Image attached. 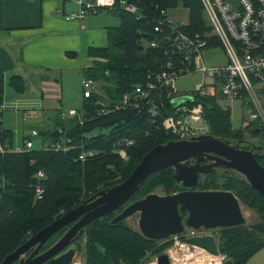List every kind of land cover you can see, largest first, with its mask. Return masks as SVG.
<instances>
[{
	"label": "trees",
	"instance_id": "1",
	"mask_svg": "<svg viewBox=\"0 0 264 264\" xmlns=\"http://www.w3.org/2000/svg\"><path fill=\"white\" fill-rule=\"evenodd\" d=\"M126 1L137 8L140 19L124 11H111L116 14L119 24L107 28V46L88 49V55L94 61L91 67L82 71V77L97 81L105 98L93 95L89 99H82L78 110L82 123L74 119L68 125L67 137L71 149L55 152L46 147L41 150L13 151L12 132L3 129L0 122V144L9 149L0 153V263L63 214L98 192L126 180L152 148L176 140L137 112L117 111L98 115L101 105L97 102L109 104L117 101L135 85L144 83L149 72L158 70L161 55L157 50L146 49L141 45L139 31L150 32L151 23L159 18L162 10L169 12L181 4L187 10V28L194 32L209 29L203 7L200 0ZM66 56L74 58L76 54L68 52ZM101 59L103 61H99ZM4 81V74L0 71V114L4 101ZM7 82L17 95L26 90L25 80L20 75H11ZM201 103L208 132L216 138L236 142L244 139L247 131L260 128L256 121L234 130L229 110L219 107L215 99L202 98ZM56 120L55 127L63 125L58 118ZM43 137L49 143L55 141L56 129L43 133ZM261 138L264 141V133ZM123 139L132 142L129 148L124 149L127 160L119 156V149H114ZM82 154L84 159L79 160ZM255 157L264 167V158L261 159L258 154ZM39 172L43 173L42 177L38 176ZM38 184L43 189L40 199L34 193ZM158 187L164 195L184 189L174 181L172 169L151 174L122 207L89 223L82 236L73 242L84 264H150L152 258L164 254L171 245L169 240H148L127 221L111 224L113 217L127 205L153 193ZM193 190L230 191L240 203L259 216L260 222L251 229L240 226L219 230V247L233 264H245L258 250L264 248V199L239 175L234 172L201 174ZM180 215L185 218L186 213L180 211ZM70 226L63 227L50 237L40 252L53 245Z\"/></svg>",
	"mask_w": 264,
	"mask_h": 264
},
{
	"label": "built area",
	"instance_id": "2",
	"mask_svg": "<svg viewBox=\"0 0 264 264\" xmlns=\"http://www.w3.org/2000/svg\"><path fill=\"white\" fill-rule=\"evenodd\" d=\"M73 2L77 5V11L64 14L66 20H81L103 11L115 10L140 19L137 8L126 0ZM200 2L209 28L207 30L190 31L187 23L176 22L162 10L159 18L151 23L150 32L139 31L141 45L160 53L159 68L149 72L144 83L135 85L117 101L109 104L98 101L101 105L98 115L117 111L137 112L176 140H185L209 134L203 116L202 98L215 99L219 107L223 101L228 100L239 102L241 107L247 106V114L241 117L242 128L258 121L264 133V0ZM214 50H220L225 61L210 64V53ZM197 73L201 75L202 81L194 91L181 93L176 89L177 80ZM93 95L104 97L100 84L83 78L82 99H89ZM79 113L78 110L57 113V118L63 125L57 126V139L49 143L48 149L55 152L71 149L67 137L68 125L74 119L82 123ZM38 134L37 131H32L26 137L24 150L32 148L29 138ZM131 145L129 139H123L114 149H119V156L127 160L124 149ZM6 150L9 149L0 144V153ZM19 151L21 150L17 152ZM83 159L84 154L79 156V160ZM38 176L42 177L43 173L39 172ZM34 191L35 197L40 199L43 194L40 184L36 185ZM209 231L204 228H185L181 234L170 237L172 244L164 251L169 264H189L195 258L200 261L195 264H222L226 256L220 253L214 255L188 242L191 237L213 236Z\"/></svg>",
	"mask_w": 264,
	"mask_h": 264
},
{
	"label": "water",
	"instance_id": "3",
	"mask_svg": "<svg viewBox=\"0 0 264 264\" xmlns=\"http://www.w3.org/2000/svg\"><path fill=\"white\" fill-rule=\"evenodd\" d=\"M258 134V128L250 131ZM247 141L230 142L210 134L185 140H170L147 152L123 182L98 192L80 205L63 214L31 236L0 264H72L75 250L70 246L78 240L92 221L122 207L153 173L173 170V179L184 190L168 195L151 193L127 205L111 220L112 225L137 215V231L154 242L169 240L185 228L216 230L244 226L245 217L240 201L230 191L193 190L201 174H229L234 172L264 199V167L255 154L264 146ZM180 211L186 213L182 218ZM71 226L49 248L42 246L63 227ZM188 242L216 255L223 250L213 236L191 237ZM156 264H169L167 255L156 257ZM222 264H233L226 259Z\"/></svg>",
	"mask_w": 264,
	"mask_h": 264
},
{
	"label": "crops",
	"instance_id": "4",
	"mask_svg": "<svg viewBox=\"0 0 264 264\" xmlns=\"http://www.w3.org/2000/svg\"><path fill=\"white\" fill-rule=\"evenodd\" d=\"M75 11L77 5L73 0H0V71L4 78L8 73L22 76L25 84L28 79L34 80L33 87L26 86L15 105L17 109L18 105L29 109L21 113L25 122L24 139L37 131L39 134L34 138L39 139L42 149L49 144L43 133L57 128L56 115L64 111L63 81L75 78L81 84L82 71L94 61L88 49L106 47L107 28L118 26L102 16L64 18V14ZM68 52L76 57L66 56ZM31 88L38 90L26 94ZM71 111L75 109L67 112ZM2 114L1 110V126L9 130L3 124ZM245 264H264V248Z\"/></svg>",
	"mask_w": 264,
	"mask_h": 264
},
{
	"label": "rangeland",
	"instance_id": "5",
	"mask_svg": "<svg viewBox=\"0 0 264 264\" xmlns=\"http://www.w3.org/2000/svg\"><path fill=\"white\" fill-rule=\"evenodd\" d=\"M169 16L173 18L178 23H188V15L187 10L184 9L181 4H179L175 8H171L168 12ZM94 16H102V17H108L107 19H111L113 24H119V19L117 18L116 14L114 12L105 11L100 12ZM204 19L206 20L205 14ZM99 61H103L102 59ZM225 61V56L220 50H214L210 53V64H216V63H222ZM13 73L5 74V81H4V101H3V109H2V116H3V124L5 127L10 128L9 130L12 132V143L16 151L21 150L23 151V144H24V136L23 133L25 132L24 126L25 122L22 120L21 113L23 109L29 110L28 108H24L20 105H18V109L15 105L16 100L20 99V95H17L13 92V90L9 87L7 79L12 75ZM202 81V77L199 73L193 74L190 76H187L185 78L179 79L175 82L176 89L181 93H191L194 91L195 87L200 84ZM34 80L28 79L26 82V86L33 87ZM80 80H76L75 78L66 79L63 81V100H62V107L65 112H67L70 109L79 110L81 107L82 102V96L80 91ZM38 88H31L30 90L26 91V94H34ZM28 94V95H29ZM25 96V95H24ZM23 98V96H22ZM221 107L224 109H227L230 111V122L232 129H241L242 128V116L247 114V110L245 107H241L239 102H230L228 100H225L221 103ZM57 117V115H56ZM245 137L247 138V135L245 133ZM258 140L252 139L251 141ZM33 147L30 150H41L42 146H40L39 139H35L32 137ZM180 190V189H178ZM153 193H156L158 195H164V192L161 190L160 187L154 190ZM241 209L243 212V215L245 217L246 223L245 227L251 229L253 225L260 222L259 216L257 213H255L252 209L248 208L247 206L243 205L241 203ZM137 215H134L130 219L127 220V223L131 225L134 229L137 230L136 222H137ZM219 230H210L208 233L213 234V237L215 238L217 244H220L219 241ZM262 239H264V236H262ZM172 244V241L169 240ZM171 246V245H170ZM73 248L76 252L75 257L73 259L72 264H84V260L81 254H78L76 251V245L72 244L70 246ZM45 251V250H44ZM43 252V251H42ZM41 253V252H40ZM224 256H227L225 254H221ZM153 260L150 262V264H156L155 258H152ZM2 262V261H1Z\"/></svg>",
	"mask_w": 264,
	"mask_h": 264
},
{
	"label": "flooded vegetation",
	"instance_id": "6",
	"mask_svg": "<svg viewBox=\"0 0 264 264\" xmlns=\"http://www.w3.org/2000/svg\"><path fill=\"white\" fill-rule=\"evenodd\" d=\"M262 134H263V130H262L261 128H258V134H257L256 136H251L250 131H249V132L247 131V132H246L247 138L245 137V138L242 139V140H243V141L250 142L251 144H255V145H257V146H264V145L262 144V143L264 142V141L262 140V138H261ZM259 136H260V137H259ZM256 138H258V140L251 141L252 139H256ZM250 143H247V144H246V146H245L246 149H250V148H251ZM257 154H258L259 156H261V159L264 158V151H263L262 154H261V151L257 152ZM183 190H184V189H183Z\"/></svg>",
	"mask_w": 264,
	"mask_h": 264
},
{
	"label": "bare ground",
	"instance_id": "7",
	"mask_svg": "<svg viewBox=\"0 0 264 264\" xmlns=\"http://www.w3.org/2000/svg\"><path fill=\"white\" fill-rule=\"evenodd\" d=\"M166 11V10H165ZM105 12V11H103ZM108 12V11H107ZM111 12V11H110ZM166 13L168 14V11H166ZM169 15V14H168ZM134 17V16H133ZM173 19V18H172ZM174 20V19H173ZM177 22V21H176ZM130 113V112H129ZM261 128V127H260ZM7 145V144H6ZM12 151V150H11ZM189 253V252H188ZM189 255V254H188ZM199 259L198 258H195V260H193V262L189 263V264H195V263H198L200 261H198Z\"/></svg>",
	"mask_w": 264,
	"mask_h": 264
}]
</instances>
